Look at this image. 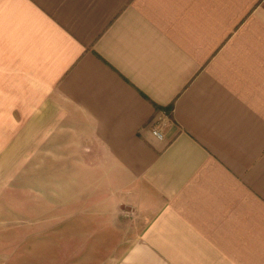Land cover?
<instances>
[{"label": "crops", "instance_id": "1", "mask_svg": "<svg viewBox=\"0 0 264 264\" xmlns=\"http://www.w3.org/2000/svg\"><path fill=\"white\" fill-rule=\"evenodd\" d=\"M0 120L98 183V264H264V0H0Z\"/></svg>", "mask_w": 264, "mask_h": 264}, {"label": "rangeland", "instance_id": "2", "mask_svg": "<svg viewBox=\"0 0 264 264\" xmlns=\"http://www.w3.org/2000/svg\"><path fill=\"white\" fill-rule=\"evenodd\" d=\"M15 137L0 128L1 264H98V183H77L83 169L45 167L44 153L16 150ZM48 218L55 226L39 232Z\"/></svg>", "mask_w": 264, "mask_h": 264}, {"label": "built area", "instance_id": "3", "mask_svg": "<svg viewBox=\"0 0 264 264\" xmlns=\"http://www.w3.org/2000/svg\"><path fill=\"white\" fill-rule=\"evenodd\" d=\"M153 134H155L157 137H162V134L157 130V129H153L152 130Z\"/></svg>", "mask_w": 264, "mask_h": 264}]
</instances>
